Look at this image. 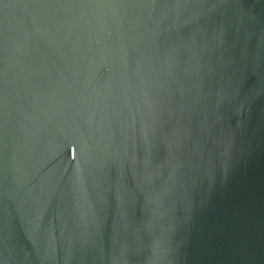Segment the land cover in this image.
Masks as SVG:
<instances>
[{
	"label": "water",
	"instance_id": "obj_1",
	"mask_svg": "<svg viewBox=\"0 0 264 264\" xmlns=\"http://www.w3.org/2000/svg\"><path fill=\"white\" fill-rule=\"evenodd\" d=\"M0 264H264V0H0Z\"/></svg>",
	"mask_w": 264,
	"mask_h": 264
}]
</instances>
